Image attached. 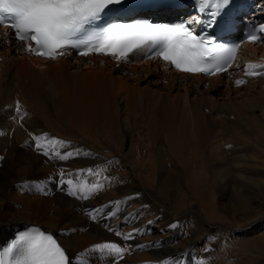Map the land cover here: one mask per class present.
Masks as SVG:
<instances>
[{
	"label": "bare ground",
	"instance_id": "bare-ground-1",
	"mask_svg": "<svg viewBox=\"0 0 264 264\" xmlns=\"http://www.w3.org/2000/svg\"><path fill=\"white\" fill-rule=\"evenodd\" d=\"M258 7L262 8L259 14L264 15V0L259 1ZM0 60H3L0 62V74L5 71L3 82L0 84V122L10 133L14 131V141L6 137L0 138V152L8 154L0 168V243H6L14 231L27 223L26 226L39 224L55 233L66 247L71 264H79L81 257L90 260V264H104L106 260L109 264H162L172 260L177 261L178 264H250L251 262L264 264V258L262 259L264 199L260 198L264 194L260 191L264 189V181L256 178L264 177V173L254 175L258 173V169L262 171L254 165L258 163L260 167H264V157L252 146L247 144L244 147L240 142L234 141L241 140L233 139L240 131L226 120L228 114H234L237 120L238 116L241 119L247 117V106L245 105V111L231 105L223 109L222 104L218 103L214 110L218 113L222 112L223 115L216 119L213 128L209 127L205 131L200 119L195 120L196 128L193 130L186 123L185 118L176 126L177 128L169 125L170 121L172 123L171 115H177L183 105L185 106L191 87L208 86L209 90L212 89L209 92H214L213 88L239 91L245 86L263 85L264 87V74L257 78H251L247 74V70L253 64L264 61V42L260 44L246 42L240 46L234 67L239 71L232 73L230 78L225 75L204 77L199 74L177 72L164 62L141 61L138 54L122 60L120 67H124L123 71L117 68L119 66L116 67V61H113L111 56L76 57L68 51L55 59L34 57L26 51L24 42L11 39L6 28L0 30ZM32 63L40 67L49 65L53 69H56L57 64L65 68L77 64L76 66L85 70L92 67H107L123 85L128 79L142 82L148 80L153 86L162 85L159 89L161 92L153 94L157 97L159 95L160 100L166 99L167 103H155L153 114L161 113L159 117L164 115L166 122L169 123L165 122L164 126H158L155 122L151 136L154 143L160 146H162L160 138L163 137L167 152L169 151L173 157L176 156L175 166L177 169L181 168V172L171 171L170 166L166 164L168 159L164 156L163 147L159 149V153H156V150H149L146 155L138 152L136 143L132 141V145L126 147L123 153L113 150L110 155L105 154L106 158L117 155L110 162L112 166L110 170L120 172V177L107 180L98 199L89 197L78 201L70 198L66 193H61V188L68 191L67 186H58L48 177L56 164L65 163L67 160L53 155L60 163L45 161V164L38 169V173L46 176L40 181L44 189L48 193L56 191L57 195L54 198L36 196L34 202L28 193L30 179L22 174H16L13 169V161L10 159H13L14 153L19 152L22 154L20 158L25 160L27 145L34 147L37 142L45 144L57 139L66 144L65 147L57 149L61 155L82 151V158L84 156L88 164L104 163L105 159L100 157V154H97L99 159L93 160L86 148L91 145L104 147L98 138L100 130L104 132L105 128L110 129V133L104 135L105 138L112 139L110 126L112 127L117 115L116 113L108 115L103 111L101 99H89L87 94L67 86L64 79L58 82L51 80L29 84L25 78ZM3 68L5 69L2 70ZM243 78H248V82L244 83L246 85L238 80ZM195 83L198 87H195ZM231 83L235 85V89L229 88ZM84 88L87 87L84 85ZM179 90H185V93L182 94L178 92ZM6 98H9V102ZM38 99H42L43 103ZM17 106L22 107V113L28 111V120L30 118V120L43 121L41 125H45L44 128L35 124L38 130L28 124L25 126L15 115L12 116L13 119H9L10 113L13 114ZM107 121H110V126L105 125ZM50 130L64 132V135L51 134ZM259 132L264 136V123L260 125ZM194 133H200L202 139L199 135L193 137ZM83 142L88 143L82 148L80 144ZM249 150L252 152L251 158L247 156ZM158 157L162 163H165L161 165V170L163 169L161 172L155 171L157 166L155 160ZM253 158L258 159L257 163ZM170 161L173 163L172 159ZM178 164H182L186 169L184 176L182 167ZM156 178H159L157 182L159 187L154 194L152 188ZM255 191H258L259 198H252L254 200L252 203L249 197ZM77 196L80 194L78 193ZM223 199L232 202L237 209L232 219L234 221L228 226L230 228L227 242L237 239L242 251L237 255L198 252L196 249L208 232L223 227L220 222L211 221L219 218L221 211L219 206ZM258 207L261 208L260 211H256ZM33 210H37V215L39 214L37 221L32 216ZM113 220L115 222L112 223ZM83 228H86L87 232H84ZM128 234H132L131 239H125ZM149 237L153 241H150ZM104 242L117 243L125 249L124 255L116 257L113 262L107 255L93 252L95 245ZM128 247H131L129 252Z\"/></svg>",
	"mask_w": 264,
	"mask_h": 264
},
{
	"label": "rangeland",
	"instance_id": "rangeland-1",
	"mask_svg": "<svg viewBox=\"0 0 264 264\" xmlns=\"http://www.w3.org/2000/svg\"><path fill=\"white\" fill-rule=\"evenodd\" d=\"M6 51L9 52L8 49H6ZM0 62H3V60H0ZM57 65H56V69H53L49 67V65L40 67L37 64L32 63L30 65V69H29L28 75H26L25 80L27 79L26 81L29 84H31V82L43 83V82H50L51 80L53 82H58L60 79L61 80L64 79V83L67 86H71L73 87L74 90L83 92V94L85 95L87 94L89 99L91 100L94 98L101 99L103 102V107H104L103 111L106 112L108 115L110 113H116L117 118L113 120L112 127L110 126V123H109L110 121H107L105 124L106 126L109 124L110 128H112L111 135H113L112 137L113 140L112 139L108 140V138H105V136L110 133V129L105 128L104 132L100 130V136L99 138L97 137L100 140V142L104 145V147L103 148L93 147L89 143L91 146H88L89 148H86L88 155L94 158L93 160L99 159L98 157L99 155L97 154H100V157H104L105 159L104 163L98 162L94 164H90V163L88 164V162L84 160V156L82 158L83 152L78 151L80 153L79 155H75L74 153L72 157L67 158L65 163L56 164L54 166L53 172L50 175H48V177L51 178V180H53L56 184H58V186H61V181L72 180L73 182H76V184L78 185L83 184L88 187H91L92 185H95L97 183L104 184L110 178L111 179H115L116 177L118 178L120 177V172H118L117 170H113L115 172L114 173L110 170V168H112V166H110L111 165L110 162L112 161L114 157H117V155H113V158H111L110 156H107L106 158L105 154L110 155V152L113 150L114 152L118 151V152L123 153L126 147H129L132 145V141L136 143L135 145H136L137 151L146 153V155L149 150H153V151L156 150L157 151L156 153H159V149L163 147L165 149L164 156L168 159L166 161V164L170 166L171 171L181 172V168L177 169V167L175 166V164L177 163L175 159L176 156L173 157L169 151H168L169 152V155H168L163 137L160 138V144L162 143V146H160L154 143V139L151 136L152 135L151 133H153L152 130L154 128L155 122L157 123L158 126H164V123L166 122L164 115H162V117L161 116L159 117V114L161 113H158L156 115L153 114V111H154L153 109H155L153 105L155 103L157 102L160 104L167 103L166 99L160 100L159 95L157 97L155 96V94H153L155 92L156 93L161 92L159 89L162 88V85L160 86L158 84L157 86H153V85H150L148 80H144L142 82L137 79H128L127 83L123 85L121 84L120 80L114 74H112L110 72V69L107 67H92L89 70H85V69H81L80 67L76 66L77 64L71 65L72 67L68 66L66 68L61 66L60 64H57ZM117 68L118 69L121 68V71H123L122 69H124V67L122 68L120 66ZM4 69L5 68H3L2 70ZM4 76H5V71H2L0 74V84H2ZM94 80L96 81L94 82ZM90 81H91V84H89ZM164 84H167V83H164ZM84 85L87 88H84ZM124 86L126 88H123ZM229 86H230L229 88L235 87L233 83L229 84ZM195 87H198L197 83H195ZM211 90L208 89V86L206 87L203 86L199 88L191 87L189 91L190 94L187 95L188 96L187 100L183 99L186 102L185 106L183 105V107L177 113V115L176 114L173 116L171 115L172 123L171 121L170 123L169 122H166V123H169L170 127L177 128L176 126L180 124L183 118H185L186 123H188V125L193 130L196 128L195 124H196L197 119H200V122L204 124L202 126L204 127L203 131H205V129L209 127L213 128V126L215 125L216 119L219 118L220 115L221 117L223 115L222 112L218 113L216 110H214V108L216 109V105L218 103L222 104L223 109L224 108L227 109L228 105H231L234 108L238 106V108L243 109V111L246 110V107H245L246 105L247 106L246 115L248 118L244 117L241 119V117L238 116L239 118L237 120V117L234 114L232 115L228 114L226 116V120L231 122L232 125L236 127L237 129H239L240 131L239 134L233 139L239 138L241 140H234V141L240 142L244 147H246L247 144L249 146H252L255 151H257L260 155L264 157V136H262L259 132L260 125L264 123V87L263 85L259 87L258 86H254V87L245 86V88L239 91L237 90H233V91L226 90L225 91L223 88H213L214 92H209ZM178 92L183 94L185 93V90H179ZM175 100H176V97H175ZM6 101L9 102V98H6ZM39 102L43 103L42 99H40ZM169 105H172V104L169 103ZM22 107L24 108L23 105ZM22 107H19V108L18 106L15 107L14 113L13 114L10 113V116L8 118L13 119L12 116L15 115L16 118H18L20 122L25 124V126L26 124H28L29 126L31 125L33 129L38 130L37 127H35V125L40 126L41 124H43L42 123L43 121L39 122L36 119L30 120V118L28 120L29 113L28 111L27 112L25 111L24 113H22L23 112ZM184 114H185V117H183ZM125 117H126V122H124ZM0 121H1V115H0ZM2 124L3 123L0 122V138L6 137L14 141V131L10 133L9 130L6 129V126L4 124L3 126ZM44 126L45 125H41V128H44ZM50 133L54 135L58 134L60 136L64 135V132L62 133L59 131L55 132V130H50ZM198 135L200 136V139H202L203 136H201L200 133L199 134L194 133L193 137H198ZM204 135H206L205 132H204ZM35 140H37L36 136H35ZM37 143H40V142H37ZM87 143L88 142L81 143L80 147L83 148L84 146H86ZM36 145H37L36 143L34 147L32 145H30V147L29 145H27L28 149L25 152L27 158H25V160L20 158V156L22 157V154H19V152L14 153L13 159L12 158L10 159V156H9V159L13 161V166H14L13 169L15 170V173L22 174L23 176H26L30 179V182H29L30 186L28 189V193L32 196L31 198L33 199L34 202H35L34 197L36 196L38 197L49 196L51 198H54L57 195L56 191L47 193L45 192L44 189L40 190V189H36L32 187L33 184L35 183L37 184L36 181L40 182L42 180V177H46L45 175L38 173V169L45 164V161L50 162V163H56V161H58V159L53 157V155H51L49 158L46 155L42 154V152L44 151L41 149H38ZM105 146L108 147L109 149H107ZM226 150H228V148ZM228 153L230 154L231 152H228ZM251 153L252 152L249 150L248 155H247L249 158L252 157ZM7 157H8L7 153L0 152V162H1L0 168L2 167V163H4ZM170 159H172L173 163L170 161ZM253 159L256 160V163H257L258 159H255V158ZM155 161H156L157 166H156V170L155 169L154 170L156 172L163 171V169L161 170V165L165 163H162L159 157ZM178 161L180 162V160ZM58 162L60 163V161ZM178 165L182 167V175L184 176V173H185L184 170L186 169L183 167L182 164H178ZM254 167L262 169V171L258 169L257 170L258 173H254L255 176L262 175L264 173V167H260L258 163L257 165L255 164ZM61 169L65 170V172L62 171ZM89 169L92 170V173H93L91 174L92 176L88 172ZM97 171L99 175H96ZM150 171H151V168H150ZM61 173L63 174L65 173V174L61 176ZM166 173L169 174V172H166ZM61 177L63 178L61 179ZM256 178L260 181H264V177L262 176H257ZM58 180H60L59 183H58ZM158 180L159 178H156L154 182V188H152L154 189L152 190L154 194L156 193L155 191L159 187V184H157ZM39 185H41V182ZM101 189L102 188H100L99 191H96L95 193H93L90 196V198L98 199L99 198L98 196L100 195V193H102ZM32 190L34 192H31ZM64 190L66 189L61 188V193L63 194L66 193L70 198H74L78 201H82L80 196L69 195L68 191L66 192ZM260 191L264 192V189H261ZM257 192L258 191H255L254 193L250 195L249 197L250 200H252V198L253 199L259 198V195ZM260 198L264 199V194ZM252 203H254V200H252ZM219 208L221 210L219 218L212 219L211 221L212 222L218 221L223 225V227L220 229L219 228L212 229L210 232H208L206 238L198 245V248L196 249V251L202 252V253L207 252L208 254L214 253L215 255H218V254L223 255L224 253L230 254V255H233V254L237 255L242 251L240 247L238 246L239 242H237V239L227 242V237L229 235L228 230L230 228L228 226L231 225V222L234 221L232 219H233L234 214L237 213V209L232 202H229L226 199L221 200ZM260 209L261 208L258 207L256 211H260ZM34 211L35 210H33L32 212V216L34 219L36 218V221H37L39 214L37 215V210L35 212ZM113 222H115V220H113L112 223ZM26 224L27 223H24L21 226L24 227L26 226ZM82 230L84 232H87L86 228H83ZM120 238H122L121 235H120ZM150 241H153V240L150 239ZM130 249L131 247H128L127 251L128 252L131 251ZM263 258L264 257H262V259ZM104 264H109V261L107 260L104 261ZM250 264H256V263L251 262Z\"/></svg>",
	"mask_w": 264,
	"mask_h": 264
},
{
	"label": "snow or ice",
	"instance_id": "snow-or-ice-1",
	"mask_svg": "<svg viewBox=\"0 0 264 264\" xmlns=\"http://www.w3.org/2000/svg\"><path fill=\"white\" fill-rule=\"evenodd\" d=\"M222 2L227 5L229 0ZM122 3L123 0H0V23L9 22L17 38L34 41L36 47H29L28 51L49 57L58 54L60 49L71 47L84 56L103 54L127 59L130 53L150 45V55L160 56L182 71L209 74L226 70L232 60L236 51L234 47L213 45L212 40L193 34L183 23L169 26L135 21L95 26V22L101 20L102 14L107 16ZM220 12L221 9L212 10L211 5L208 6L207 27L215 26ZM261 31L264 32V27ZM248 38L256 40L257 36L250 35ZM65 146V142L57 139L36 145L38 149L44 150L45 155H55L59 159H67L74 154L69 152L61 155L57 149ZM88 172L93 174L91 169ZM63 186L68 187L69 195L76 196L79 193L81 199H87L99 191L103 184L97 183L88 187L67 180L61 181V187ZM32 187L42 190L39 184H33ZM131 238L132 234L125 236V239ZM93 252L105 254L114 262L116 257L124 255L125 249L115 242H104L95 245ZM0 264H71V258L52 235L32 228L20 232L0 250ZM79 264H90V260L81 257ZM162 264L178 262L172 260Z\"/></svg>",
	"mask_w": 264,
	"mask_h": 264
}]
</instances>
